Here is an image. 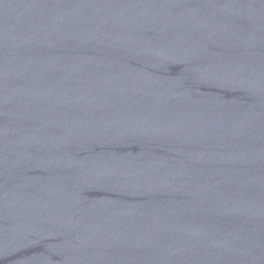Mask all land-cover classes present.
Masks as SVG:
<instances>
[{
  "label": "water",
  "instance_id": "water-1",
  "mask_svg": "<svg viewBox=\"0 0 264 264\" xmlns=\"http://www.w3.org/2000/svg\"><path fill=\"white\" fill-rule=\"evenodd\" d=\"M0 264H264V0H0Z\"/></svg>",
  "mask_w": 264,
  "mask_h": 264
}]
</instances>
